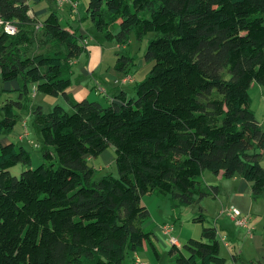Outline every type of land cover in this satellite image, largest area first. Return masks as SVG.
Returning a JSON list of instances; mask_svg holds the SVG:
<instances>
[{"label": "trees", "instance_id": "trees-1", "mask_svg": "<svg viewBox=\"0 0 264 264\" xmlns=\"http://www.w3.org/2000/svg\"><path fill=\"white\" fill-rule=\"evenodd\" d=\"M29 9L23 0H0V17L17 28L0 29V76L17 81L1 89L17 97L1 102L0 138L19 120L28 83L63 95L71 109L33 107L43 161L18 175L9 168L29 165L30 153L0 142V264H123L145 243L157 255L153 232L142 227L148 210L141 196L156 191L170 194L174 207L191 205L216 194L201 179L204 170L244 178L253 198L264 193V129L248 92L253 82L264 86V0H88L86 16L118 44L131 32L154 34L143 52L153 63L135 95L121 90L105 105L67 92L83 35L55 11L40 21ZM36 23L50 47L30 53ZM131 63L118 53L114 68L127 74ZM110 144L117 175L93 179L87 159ZM170 244L175 264L225 262L215 226Z\"/></svg>", "mask_w": 264, "mask_h": 264}, {"label": "rangeland", "instance_id": "rangeland-1", "mask_svg": "<svg viewBox=\"0 0 264 264\" xmlns=\"http://www.w3.org/2000/svg\"><path fill=\"white\" fill-rule=\"evenodd\" d=\"M75 1L76 9H72L71 12L69 7L70 4L60 5L56 0H27V2H25L29 5L30 10L35 12L36 17H38V20L41 21L49 11H55L58 14V17L62 24L66 25L68 28L77 29L78 32L83 35L84 39L82 41V44H85V49L80 52L78 57L73 58L70 61V64L72 61H75V63L77 62L78 64L79 57L82 53L86 58L88 57V50L90 49L88 45L98 46L99 50L96 56L93 55V62H100L101 68L104 64H111L114 68L116 54H129V56L132 57V63L130 64V68L132 70L129 72V74L131 76L135 74V76L139 77V79L136 82L124 85V87L127 91V94L133 97L135 95L134 85L142 81L146 77L153 63L152 60L146 59L143 55L147 40L154 35L153 32L147 33L145 36L142 37V39H137L134 33L131 32L129 35V41L118 44L115 37L106 36V31L98 30L95 27L94 23L90 20V18L86 16L85 6L88 0ZM39 25L40 23H36L34 25V32L36 34L35 44L34 46L28 47L27 52L31 53L47 51L50 47L49 40H46L45 36L39 32ZM108 30L114 33L116 31L115 25L109 26ZM77 64H75L74 67L72 66L73 64L70 65L69 78L71 80V84L70 86H68V92H70L69 88L79 87L77 84L78 79L84 80L86 83L88 82V80H90V75H88L89 78L87 79L83 78V75H81V77L79 78V71L76 68H78L80 64ZM16 82V80L3 81L0 76V105L6 97H11L14 99L17 97V91H11L9 93L7 91L1 90L5 87H16ZM18 82L20 83V80H18ZM262 89H264V86H259L258 84L255 85V87L250 86L248 89L250 96V108L253 110V112L254 110L256 112L258 111V106L262 101V93L260 91ZM28 91L30 98L27 101L25 108L17 110V112L21 116H23V119L25 121H27L26 127L27 130L30 132V138H32L33 141L37 143V145H32L27 142V140H15L14 134L20 129V121L18 120L14 128L9 132V135L15 140L14 142L22 144L24 148L28 150V152L30 153L31 160L29 165L17 163L10 167V172L15 175H18L22 169H25L27 167H35L41 161H43V144L41 142V137L38 133L32 131L33 123L31 109H33V107H35L36 105H40L41 110L47 112L55 104L61 105L67 111L71 109L70 103L61 94L51 95L37 91L31 83H28ZM97 98H101L102 101L105 100V98H103V95L97 94ZM97 98H95L96 101ZM262 128L264 129V124H262ZM114 158V146L111 144L96 157H89L87 159V163L93 167V179H98L108 173L116 176L117 169ZM261 164L262 166H264V158L261 160ZM209 173L212 176H215L214 173L208 170H204L202 173L203 177H205V174ZM206 185L216 186L214 182H206ZM218 200L219 196H217L215 193H208L202 196L198 202H195L191 205L183 206L181 208H177L171 204L172 201L170 194H160L156 191L145 193L141 196L140 201L143 205L146 206L148 210V216L146 221L143 223L142 227L144 230L152 231L155 230L154 227L160 223L161 225L164 223H172L173 229L171 235L179 242H184L189 237L200 238L202 227L214 226V224L216 226L219 223L218 218H220V216L217 213L219 206L218 203H216V201ZM199 206L202 207V210L199 209ZM248 212L253 218L252 221L253 225H255L256 233L263 237L264 232H262V230L264 228V195L252 199ZM162 236L164 237V240H159L162 244L165 243L168 245L167 249L162 248L157 243L156 239H154L155 246H157L158 249L157 255L154 253L150 244L146 243L147 247L144 249L138 248L135 252L128 251L123 264H132L133 258L137 255V257H139V259L141 260L142 264H175L174 258L170 257L168 251L170 247L168 237H166V235L164 234ZM252 246L253 241L251 238L242 237L241 247H244V251H246V249ZM220 247L221 254L226 252L223 244H221ZM235 247L236 249H238L237 245H235ZM240 261L238 262V264L241 263Z\"/></svg>", "mask_w": 264, "mask_h": 264}, {"label": "crops", "instance_id": "crops-1", "mask_svg": "<svg viewBox=\"0 0 264 264\" xmlns=\"http://www.w3.org/2000/svg\"><path fill=\"white\" fill-rule=\"evenodd\" d=\"M25 1L27 2V0ZM70 12H71V9H70ZM27 13L30 16L34 15L36 17L35 12L31 11L30 9L28 10ZM36 18L38 19V17ZM88 47L90 48L88 50V57L86 58L84 54L82 53L78 60V64H80V66L76 69L79 71V78L81 77V75H83L84 76L83 78L87 79L89 78L88 75H90V80H88V82L86 83L84 80L78 79L77 84L79 87L69 88L70 92H68L67 90L70 97L75 100H80L83 98L96 100L95 98H97V94L103 95V98H105V100L102 101L101 98L99 99L97 98V101H99L100 103L103 102L102 104L105 105L109 100H112L114 96L117 93H119V91L121 90L125 91L127 94V91L124 85L128 83L131 84L133 82H136L139 79V77H136L135 74H133L129 82L127 83L120 82L119 79L120 77L124 75V73L113 68L112 67L113 65L111 64H106V65L104 64L101 68L100 62L98 63L93 62V55L96 56L99 50L98 46L88 45ZM74 63L75 61H72L70 65L73 64L72 66L74 67V65L77 64V62L75 64ZM131 70L132 69L130 68L127 74H129ZM255 83L256 82H253L251 86L255 87V85H257V83L256 84ZM5 88L9 89L12 87H5ZM260 91L262 93L261 94L262 101L258 106V111L256 112L254 110V112H255V118L258 120L259 124L262 126V124H264V89ZM22 120H24L23 116L19 117L20 129L14 134L15 140L17 141H18L17 135L23 130ZM26 124H27V121H26ZM32 131H34V129H32ZM9 134L10 133L3 134L0 138V142L6 143L9 141H15L12 137H10ZM28 137L30 138L29 131H28ZM214 175L215 176H212L209 173V174H205V177H203V174H201V179L205 183L214 182V184L217 186L216 195L219 196V200L216 201V203H218V206H219L217 213L220 216V218H218L219 223L216 226L214 224V226L217 231V236L220 239V246L221 244H223V246L225 247L226 252L222 254L220 253L225 258L224 264H238L240 260H241L240 264H252V262L256 260L264 261V236L262 237L256 233L255 225H253V221H252L253 218L251 214L248 212L249 206L251 205V201L253 199V197L251 196L250 183L238 175H234L232 177H225L222 174V171H219L218 173H214ZM262 195H264V193ZM231 206L236 209L238 216L246 217L248 226L236 224L233 221V219L227 214L226 210L229 209ZM161 226L162 225L160 223L154 227L155 230H152L153 232L152 241L155 246L154 239H156L157 243L162 248L167 249L168 245L165 243L162 244L160 242V240L162 241L164 240V237L162 236L163 232L162 230H160ZM249 228L251 229V232L248 231ZM262 232H264V228ZM242 237H249L253 241V246L246 249V251H244V247H241ZM176 241H177V244H176L177 246H180L183 243V242H179L177 239ZM169 245L171 244L169 243ZM235 245L238 246V249H236ZM146 247H147V244L145 243L141 249H144ZM155 247L157 249V246ZM220 251H221V247H220ZM170 257L173 258L172 255H170ZM140 264H142V262Z\"/></svg>", "mask_w": 264, "mask_h": 264}, {"label": "built area", "instance_id": "built-area-1", "mask_svg": "<svg viewBox=\"0 0 264 264\" xmlns=\"http://www.w3.org/2000/svg\"><path fill=\"white\" fill-rule=\"evenodd\" d=\"M60 5H64V4H70V8L72 9H76V1L75 0H56ZM30 14V12H29ZM0 27L3 28V30L7 33H15L17 28L16 26L6 20H3L0 17ZM131 75L130 74H124L122 77H120V82H128L131 80ZM22 128L23 130L17 135V139L19 141L21 140H27V142H29L32 145H37V143L35 141H33V139H30L28 137V130L26 127V121L22 120ZM227 214L233 219V221L238 224V225H243V226H247V221H246V217L244 216H238L237 211L234 207H230L229 209L226 210ZM173 229V224L172 223H164L161 226V230L163 232L164 235H166V237H168L169 242L177 244L176 239L171 235ZM249 232H251V229H248ZM136 263H140L139 259H135Z\"/></svg>", "mask_w": 264, "mask_h": 264}]
</instances>
